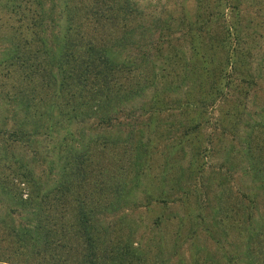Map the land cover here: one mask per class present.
I'll return each instance as SVG.
<instances>
[{
	"label": "trees",
	"instance_id": "obj_1",
	"mask_svg": "<svg viewBox=\"0 0 264 264\" xmlns=\"http://www.w3.org/2000/svg\"><path fill=\"white\" fill-rule=\"evenodd\" d=\"M192 2L160 17L154 1L1 0L16 22L0 64L24 87L0 146L33 150L0 175V264H164L165 245L107 220L139 208L119 206L129 194L148 206L194 192L212 212L200 201L184 238H209L212 264H264V0Z\"/></svg>",
	"mask_w": 264,
	"mask_h": 264
},
{
	"label": "rangeland",
	"instance_id": "obj_2",
	"mask_svg": "<svg viewBox=\"0 0 264 264\" xmlns=\"http://www.w3.org/2000/svg\"><path fill=\"white\" fill-rule=\"evenodd\" d=\"M143 1L145 3L149 2L153 4L154 1L160 3V5L164 4L165 7L163 8V11H161L160 17L161 16L165 17L167 11L172 10L174 8L178 10L179 6L174 5V3L177 1L182 3L184 10L188 14H192L193 0H143ZM251 10L254 11L253 9ZM247 16L253 17V12H249ZM15 22H16V16L6 12L2 8L1 0H0V62L2 61L1 59L2 51L4 48H6V42L2 40L4 39L2 33L5 30H7L6 28L8 25H15ZM256 34L261 35L263 38L264 29H259V28L256 29ZM30 85L31 84L26 82L25 88L29 87ZM23 87H24V83L20 79V77L18 78V73L14 71L12 72V74H9V76L6 77V72L2 69V66L0 64V124L1 125L3 123L6 127H11L13 123L12 122L13 113L9 110L10 108L9 104L11 102L14 104L16 101L11 95H15V92L18 91V89L23 90ZM6 98H8L10 101ZM173 115L176 116V114ZM173 115L170 116V118H173ZM20 117L21 114L18 113L16 119L20 120ZM166 121L167 123L170 122L168 118L166 119ZM26 129L28 130L29 127H26ZM1 147L2 146H0L1 176L5 172V166L9 160L11 163H14L16 165V162L13 161L14 159H16V156L18 157V155H22L23 153H25L26 156L30 158V151L33 150V146H26V149L24 150L23 147L19 146L18 144H14L11 146L10 150H4L3 148L4 150V154H3L2 152L3 150H1ZM178 175H179V171L174 172L170 176L171 180L168 181V184L178 185L179 182H183L185 176L184 175L178 176ZM242 180L243 179L240 178L238 182H241ZM148 182L149 183H147L146 185L148 186V189L153 195L156 194L161 189L152 180H149ZM25 192L26 190H24L23 193ZM24 195L25 194H23V196ZM146 198L147 197L143 195H135L132 198H130V194L128 196H123L121 198L122 201L119 204L121 208L124 209L129 208L130 205H132L131 202L133 201L141 204H139L138 206L139 208H136L134 210L119 209L120 211L123 210L122 213L123 216L122 218L119 219L118 216H116L107 220V222L112 223V226L110 228L115 232H117L116 230L128 231V228L130 227L129 230L134 229L136 230L135 233H144L142 237L143 246H146V248L150 251H152L153 249L160 248L162 247V245H165V252H164L165 256L160 255L161 259H163V262L165 263L170 261V264H180V260L178 259V256L171 254L173 253V251L177 253L181 252L183 254L182 263L185 264H191V260L193 261L197 257V253L199 252L203 253L204 250L205 251L203 254H205L206 257L204 260L205 264H212L211 259L213 260L218 259V254H219L218 250H216L214 243L209 238L204 237L198 240H188L184 238V235L186 234L188 229L193 227L194 215L200 212V205H199L200 201H204V203H206L205 207L202 208V215H204L205 222L208 223L207 218L210 216L212 212V202H213L212 194H209L205 197H201L198 196V193L194 192L189 194L187 197L183 198L182 200L176 202H159V203L151 202V205L148 206L145 205ZM191 219L193 220L191 221ZM123 223L125 224L129 223L131 226H127L128 228L125 229ZM181 223L183 224L181 225ZM158 229L164 232V241L159 240ZM145 232L151 233V236L153 238L147 241L148 234L146 237ZM178 232L183 234L182 238L185 240H179V242H176V240H174L175 234ZM111 235L116 236L117 233L114 234L111 233ZM233 244L239 245L237 243H232V245ZM188 249L194 252V256L196 255L195 258L190 257L188 253ZM197 262L199 264L202 261L197 260ZM220 264L222 263L220 262Z\"/></svg>",
	"mask_w": 264,
	"mask_h": 264
}]
</instances>
